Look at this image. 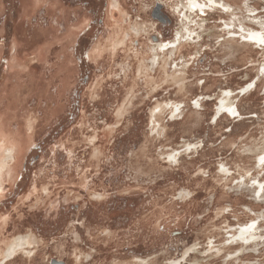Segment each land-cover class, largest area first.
Instances as JSON below:
<instances>
[{"label": "rangeland", "instance_id": "rangeland-1", "mask_svg": "<svg viewBox=\"0 0 264 264\" xmlns=\"http://www.w3.org/2000/svg\"><path fill=\"white\" fill-rule=\"evenodd\" d=\"M35 2H0V116L27 142L0 251L36 240L5 264H264V43L241 28L264 34V0L195 14L181 45L177 0Z\"/></svg>", "mask_w": 264, "mask_h": 264}, {"label": "bare ground", "instance_id": "bare-ground-1", "mask_svg": "<svg viewBox=\"0 0 264 264\" xmlns=\"http://www.w3.org/2000/svg\"><path fill=\"white\" fill-rule=\"evenodd\" d=\"M122 1L123 0H111L112 12L117 11L118 13H121L122 17H126L128 15L126 12H124V7L122 4ZM177 1L178 2H176V4H175V6H177V7H170V8L172 9V11H175V13H178L180 18H181V19H179V23H181V26H180V29L178 30L177 34H176V40H175V42L179 45H181L180 42L183 39H185L191 35L193 30H192L190 24L194 23L193 22V16H195V14H197V13L206 14L208 10H215L219 7H221L225 11H230V10H232V7H233L230 4V2L233 3V0H177ZM41 2H42V0H40V3ZM172 3H173V1H172ZM156 6H158V7L155 9L156 13L153 15L155 17L157 16L158 18H162L163 17L161 14L162 11L159 14V10H161V7H162L161 3L159 2V4H157ZM168 7H169V5H168ZM157 12H158V14H157ZM144 25H145V23L143 25L138 24L134 27L133 31L136 33V35H139L141 32L147 31ZM234 25H235V22H234V24H232V26H234ZM142 26H144V27H142ZM241 28H242L243 32L245 33V35H244L245 39H248V40L254 42L255 44L264 43V34L262 32H259V31L253 30V29H245L243 24H242ZM69 34H74V32L70 30ZM125 40H126V38L122 40L119 37H117L115 42H113L115 48L118 46L124 45ZM169 44H171V43H166V44L160 43V44L152 47L154 58L151 62V66L149 65V63L146 62V58H143L139 64V70H138L139 75L143 74V75L147 76L150 70H153L154 68H156L159 65V62H160L159 59L160 58H159L158 51H159V53H163V51H167ZM41 53L42 52H38L37 58H40L42 56ZM16 54H18V51ZM13 58L14 59L18 58V56L16 55ZM151 67H152V69H151ZM220 111L221 112L227 111L231 114H236V113H238V108L233 109V107L231 105V101L229 100V98H224L221 102V105H220ZM1 116H0V198L5 193L6 184L10 181H13L17 175L16 171L19 167V163L21 161V156H22V153H23L24 148H25L26 143H27L25 141V139L21 137L20 134H17V136H15V137H10V135L8 134L7 129L5 127L6 124H3V123H5L4 117H1ZM153 116H154L153 119H155V117L158 115L155 114ZM153 123H154V121H153ZM27 127H28L29 131H32V129L34 128V122L32 120L28 121ZM257 155H260V157L258 158V162H259V166L262 167V169H263V167H264V151H261ZM256 184L258 187L257 188L253 187V191H254V193H258V195L260 196V192L262 191V188H263V186H261L262 181L257 180ZM257 189H259V190H257ZM255 226H256L255 223H253L251 226L244 225L241 228V231L239 232L238 237L243 241L254 239L256 236L255 232L258 229V227H255ZM34 242L36 243V240L34 237H32V235H30L28 237H19V238L15 239L14 241H12V243L9 245V247L7 248V250L5 252L0 251V264H5V262L8 261L9 259L12 260V258L15 257L20 251H24L28 246H30ZM53 264H58V263H53Z\"/></svg>", "mask_w": 264, "mask_h": 264}, {"label": "crops", "instance_id": "crops-1", "mask_svg": "<svg viewBox=\"0 0 264 264\" xmlns=\"http://www.w3.org/2000/svg\"><path fill=\"white\" fill-rule=\"evenodd\" d=\"M6 1H12V2H14V1H23V0H0V2L3 4L4 2H6ZM28 2H35V0H27ZM42 1H44V0H42ZM47 1V0H46ZM57 1H61V0H57ZM36 3V5L38 6V4H40V0H38V1H36L35 2ZM34 3V4H35ZM56 6H55V4L54 3H52V7H51V10L52 9H54ZM3 30H5V31H2V32H7L8 34L11 32V30H13L12 28H10L9 29V27L8 26H5L4 28H3ZM16 43V42H15ZM15 48V49H14ZM15 50V51H14ZM2 51H3V48H0V54L2 53ZM17 51H18V44H15L14 46H13V54H14V52L15 53H17ZM19 54V53H18ZM5 62H6V59L5 58H3L2 59V64H0V68H4L5 67ZM15 63L16 64H19V60H18V58H13V60H12V64H14L15 65ZM8 64V67L10 68V69H12V67H11V63H7ZM1 65H2V67H1ZM5 76H6V74L4 73V71L1 73V70H0V80H3L4 78H5Z\"/></svg>", "mask_w": 264, "mask_h": 264}, {"label": "water", "instance_id": "water-1", "mask_svg": "<svg viewBox=\"0 0 264 264\" xmlns=\"http://www.w3.org/2000/svg\"><path fill=\"white\" fill-rule=\"evenodd\" d=\"M53 263H54V262H53ZM53 263H52V264H53ZM59 264H60V263H59Z\"/></svg>", "mask_w": 264, "mask_h": 264}]
</instances>
